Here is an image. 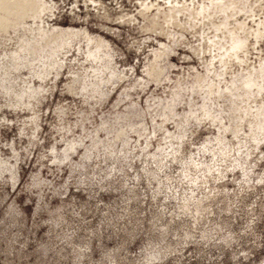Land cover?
I'll use <instances>...</instances> for the list:
<instances>
[{
    "label": "rangeland",
    "instance_id": "1",
    "mask_svg": "<svg viewBox=\"0 0 264 264\" xmlns=\"http://www.w3.org/2000/svg\"><path fill=\"white\" fill-rule=\"evenodd\" d=\"M0 264H264V0H0Z\"/></svg>",
    "mask_w": 264,
    "mask_h": 264
},
{
    "label": "bare ground",
    "instance_id": "2",
    "mask_svg": "<svg viewBox=\"0 0 264 264\" xmlns=\"http://www.w3.org/2000/svg\"><path fill=\"white\" fill-rule=\"evenodd\" d=\"M215 90V89H214ZM204 115H205V113H204Z\"/></svg>",
    "mask_w": 264,
    "mask_h": 264
}]
</instances>
